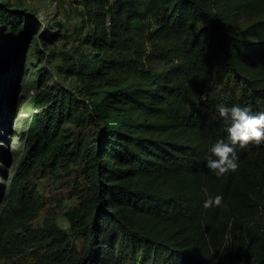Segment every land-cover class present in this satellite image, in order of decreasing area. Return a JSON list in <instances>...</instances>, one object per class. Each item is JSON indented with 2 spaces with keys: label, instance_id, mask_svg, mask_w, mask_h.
Instances as JSON below:
<instances>
[{
  "label": "trees",
  "instance_id": "obj_1",
  "mask_svg": "<svg viewBox=\"0 0 264 264\" xmlns=\"http://www.w3.org/2000/svg\"><path fill=\"white\" fill-rule=\"evenodd\" d=\"M73 1L87 30L61 71L78 84L49 86L39 68L0 250L35 264H264V142L237 144L234 172L207 167L210 147L228 142L219 106L264 112V0ZM35 25L0 0V120ZM50 28L44 46L61 36ZM74 165L83 184L68 227L56 206L32 226L46 200L25 182ZM216 195L222 204L204 208Z\"/></svg>",
  "mask_w": 264,
  "mask_h": 264
},
{
  "label": "rangeland",
  "instance_id": "obj_2",
  "mask_svg": "<svg viewBox=\"0 0 264 264\" xmlns=\"http://www.w3.org/2000/svg\"><path fill=\"white\" fill-rule=\"evenodd\" d=\"M4 1L32 13L36 25L26 40L21 55L20 67L14 81L15 89L7 106V115L0 120V184L3 197L0 208L7 205H4V200H6L11 178L25 149L29 120L32 112L37 110L33 106L32 96L37 84L39 68L45 66L49 71L46 82L49 86L74 88L78 84L77 80L67 72H62L61 68L67 61L65 54L76 55V49L80 48L79 43L87 30L82 25L81 6L73 0H62L58 3L57 0ZM56 23L59 25H55ZM42 27L46 29L58 28L61 32L60 38L53 44L44 46L38 41V35L43 31ZM33 172L25 184L29 187L34 186L45 197L46 205L32 220V226L40 225L47 210L56 206V222L60 227L67 228L68 221L64 212L76 204L77 195L75 192L77 187L83 184L79 168L76 165L71 166L70 176L63 173L60 178H55L51 174L44 175L41 168L35 169ZM76 182H78V186L75 187ZM72 240L77 248H80L82 239L73 238ZM4 249H8V251L0 250V264H35L32 259L26 263L23 260H17L15 256H10L11 249L9 247Z\"/></svg>",
  "mask_w": 264,
  "mask_h": 264
},
{
  "label": "clouds",
  "instance_id": "obj_3",
  "mask_svg": "<svg viewBox=\"0 0 264 264\" xmlns=\"http://www.w3.org/2000/svg\"><path fill=\"white\" fill-rule=\"evenodd\" d=\"M219 116L227 123L228 142L217 140L209 149L211 155L207 159V167L216 176H224L238 168V156L235 146L245 148L249 144L264 142V112L253 113L250 106L234 105L218 107ZM215 157V159H213ZM223 197L216 195L204 201V208L218 207Z\"/></svg>",
  "mask_w": 264,
  "mask_h": 264
}]
</instances>
